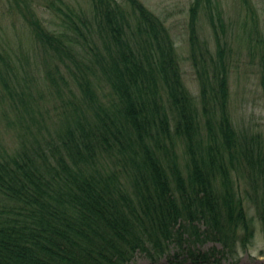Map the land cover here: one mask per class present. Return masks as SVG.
I'll return each instance as SVG.
<instances>
[{"label": "trees", "instance_id": "obj_1", "mask_svg": "<svg viewBox=\"0 0 264 264\" xmlns=\"http://www.w3.org/2000/svg\"><path fill=\"white\" fill-rule=\"evenodd\" d=\"M241 1L253 16L251 0ZM8 6L53 61L44 82H73L79 94L69 87L54 135L21 137L14 152L0 157V264H127L137 251L155 260L171 245L177 252L172 258L168 252V264L178 252L209 262L218 251L235 250L238 231L241 244L253 237L231 167L246 171V195L264 233V132L244 138L232 125L219 0L189 6L199 106L183 83L168 28L141 0H89L86 13L48 0L60 27L47 26L26 0ZM202 11L214 52L199 35ZM256 48L264 82V29ZM8 55L0 47V83L12 109L26 114L29 85H20ZM178 141L185 145V173ZM207 240L222 249L196 247Z\"/></svg>", "mask_w": 264, "mask_h": 264}, {"label": "rangeland", "instance_id": "obj_2", "mask_svg": "<svg viewBox=\"0 0 264 264\" xmlns=\"http://www.w3.org/2000/svg\"><path fill=\"white\" fill-rule=\"evenodd\" d=\"M32 4L37 15L49 27H60V19L50 9L46 8L48 0H26ZM73 5L76 11L89 10V0H64ZM147 8L158 15L169 30L175 45L176 55L181 70L182 80L192 97L199 106V84L195 71L189 59L188 18L189 6L192 0H141ZM223 10V19L227 31L228 61H229V112L232 125L244 138L253 134L262 135L264 132V82L263 71L259 63L256 39L264 29L263 0H251L255 14L250 15L241 0H219ZM8 0H0V47L9 54L8 62L16 72L20 85L25 83L29 88L27 100L31 105L29 112L20 114L12 109L8 95L0 83V157L5 152H14L21 143V137L28 142H34L35 137L48 135V130L54 135V129L60 123L55 120L61 117L65 105L62 101L71 98L69 87L79 94L73 82L67 84L64 79H57L58 86L45 80V73L51 64L46 54L32 42L26 24L18 14L8 8ZM198 31L202 39H206L210 49L214 52V40L211 27L204 11L200 13ZM61 68V67H60ZM68 80L67 71L62 67ZM25 78V79H24ZM15 82H13L14 84ZM26 86V85H25ZM57 88V89H56ZM60 89L57 93L56 91ZM99 97L106 96L103 89ZM31 114V116H29ZM33 117V118H32ZM38 123L40 130H38ZM202 123V122H201ZM203 140L206 139V128L200 125ZM178 163L185 173L187 155L185 145L178 141L176 145ZM236 165V161L234 163ZM233 187L243 198V205L247 215L252 219L253 237L247 238L241 244L243 231H238V241L235 250L231 252L218 251L211 256L209 262L193 263L185 255L179 253L174 264H264V233L258 218L255 205L248 200L250 191L245 179H249L246 171L230 168ZM184 234L183 238H186ZM201 251L215 247L221 250V244L215 241H203L196 244ZM177 252L175 246H170L163 255H155L153 260L143 251H137L127 264H168L167 254ZM215 259V260H214Z\"/></svg>", "mask_w": 264, "mask_h": 264}]
</instances>
